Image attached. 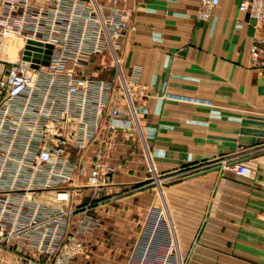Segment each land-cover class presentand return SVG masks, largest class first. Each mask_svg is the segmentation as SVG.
<instances>
[{"label":"crops","instance_id":"1","mask_svg":"<svg viewBox=\"0 0 264 264\" xmlns=\"http://www.w3.org/2000/svg\"><path fill=\"white\" fill-rule=\"evenodd\" d=\"M101 1L108 10L111 0ZM241 1L220 0L208 18H201L200 0H122L128 19L137 25L120 37L119 52L126 76L143 90L136 98L140 126L120 100L126 124L105 150L115 171L95 190L88 177L98 138L79 151L70 133L76 124L66 121V141L52 145L65 146L75 165L70 199L56 197V184L9 188L0 196L10 200V214L24 213L20 219L28 222L37 204L39 209L47 204L75 208L68 231L83 239L84 250L74 264H264V20L241 9ZM30 3L45 7L49 0ZM88 11L78 0H67L64 10L55 11L60 38L66 34L73 40L59 47H93L89 34L95 22ZM14 38L21 47L23 39ZM255 44L257 59L251 49ZM116 71L105 49L91 54L83 73L115 83ZM58 86L49 87L46 105L60 92L55 107L62 110L67 98ZM5 96L1 91L0 103ZM35 98L43 100V95ZM34 107L22 97L15 118L23 108L35 115ZM12 135L8 129L4 143ZM27 138L28 129L19 128L15 147L25 146ZM151 161L161 174L174 177L220 167L160 187L152 182ZM240 162L251 166L249 175L236 172ZM4 171V182L17 176L13 167ZM43 230L1 243L0 264L45 261L44 246L55 242L50 237L41 242Z\"/></svg>","mask_w":264,"mask_h":264},{"label":"built area","instance_id":"2","mask_svg":"<svg viewBox=\"0 0 264 264\" xmlns=\"http://www.w3.org/2000/svg\"><path fill=\"white\" fill-rule=\"evenodd\" d=\"M121 1L111 0L106 10L101 0H78V4L84 5L89 9L88 14L93 15L90 22L92 20L95 25L91 26L93 32L89 35L94 38V45L89 48L84 44L74 48L59 47L63 41L69 44L73 41L66 34L60 38L59 28L56 26L59 20L55 11L64 10L67 0H49V5L45 7H35L30 0H0V61L1 52L8 43L7 36H19L23 39L19 57L11 61L4 59V67L0 71V92L4 91L6 95L0 103V192L9 188L37 189L56 184V197L60 200L70 199L69 181L73 178L75 165L65 155V146L52 145L53 140L66 141L62 131L65 122L69 120L76 124L70 133H75L76 140L72 143L79 151L98 138L99 144L90 169L88 185L97 190L105 182V178L115 171L105 150L118 128L126 124L121 119L127 110L121 109L120 100L126 101L135 124L140 126L133 92L135 82L126 76L119 52L120 37L136 30L137 25L128 19ZM219 3L220 0H200L198 16L208 18ZM240 8L257 20H264V0H242ZM88 40L89 37L86 41ZM37 41H42V44ZM48 43L53 46L49 63H44ZM105 49L110 52L117 68L115 83L95 80L83 73L91 54ZM251 49L253 58L257 59L259 47L255 44ZM36 53L39 54L38 60H35ZM8 61L11 66L5 72ZM55 85L63 86L67 98L62 110L55 107L60 92L50 94L51 103L46 105L51 92L49 87ZM41 95L43 100L35 98ZM24 96L34 102V108L38 112L34 115L23 108L21 115L25 114L24 117L20 115L15 118L16 102ZM92 108L93 111L88 110ZM25 119L33 120L25 122ZM22 127L28 129L27 142L22 148L15 147V134ZM6 129L13 130L7 144L4 143ZM11 167L15 168L17 176L10 182H4V170ZM148 170L153 178L152 182L160 187L167 180L178 176L161 174L153 161ZM235 170L239 174L249 175L251 166L247 162H240L236 164ZM42 175L44 177L40 178ZM10 203L7 197L0 196V244L42 227L44 230L40 241L50 237L55 243L44 246L49 256L45 261L35 264H74L75 257L84 250L83 239L77 233L68 231L69 213L75 208L64 209L47 204L39 209L37 204L29 214V221L25 222L20 219L24 213L10 214ZM91 220L89 218L85 221L90 223Z\"/></svg>","mask_w":264,"mask_h":264},{"label":"rangeland","instance_id":"3","mask_svg":"<svg viewBox=\"0 0 264 264\" xmlns=\"http://www.w3.org/2000/svg\"><path fill=\"white\" fill-rule=\"evenodd\" d=\"M7 40V44H6V48L4 50H2L1 52V61H0V71L2 69V67L4 66V59L8 58L10 60H16L19 57L20 54V46H18L19 44H16V41L18 40L17 38H14L13 36H7L6 37ZM134 98H135V104L137 105V100L136 98L139 96V94L142 92L143 90H141V87H138L136 84L134 86ZM139 114V113H138ZM159 171V170H158ZM157 184V183H156ZM164 184V183H163ZM159 185V184H158ZM80 232V231H79ZM78 232V233H79ZM82 232V231H81Z\"/></svg>","mask_w":264,"mask_h":264},{"label":"water","instance_id":"4","mask_svg":"<svg viewBox=\"0 0 264 264\" xmlns=\"http://www.w3.org/2000/svg\"><path fill=\"white\" fill-rule=\"evenodd\" d=\"M30 42L32 41L29 40ZM39 44H42V41H37ZM48 48H47V54L44 56L45 58L43 59V62L44 63H49V58H50V52L52 51V46L53 44L52 43H48L47 44ZM29 47H30V44H29ZM38 56L39 54L36 53V57H35V60H38ZM220 165H216V166H208V167H205V168H202L196 172H193V173H190V174H186V175H183V176H179V177H174V178H171L168 180V182H176V181H179V180H182L183 178H187V177H190V176H193L195 174H201V173H204V172H207L211 169H215V168H219Z\"/></svg>","mask_w":264,"mask_h":264}]
</instances>
